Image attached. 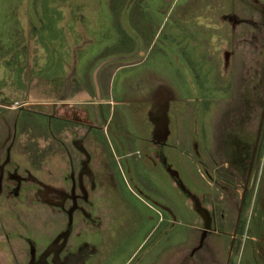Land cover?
Listing matches in <instances>:
<instances>
[{"label": "rangeland", "instance_id": "1", "mask_svg": "<svg viewBox=\"0 0 264 264\" xmlns=\"http://www.w3.org/2000/svg\"><path fill=\"white\" fill-rule=\"evenodd\" d=\"M213 1L217 7L222 6L223 0ZM210 2L0 0V102L6 106L0 107V264H123L132 253L128 264H172L174 255L180 249H190L198 234L191 231L187 220L171 223L172 214L167 207L172 204L164 197L174 198L179 208L188 210L180 197L185 189L202 187V172L207 163L215 176L210 180L207 196L211 198L214 193L215 200L216 194L224 193L225 198L222 204L216 200L213 204L206 203V208L212 206L216 212L215 224L212 223L216 232L204 240V247L215 245L214 261L210 256L196 259L197 264L224 263L222 258H228L226 249L236 225L247 173L244 164L249 160L246 157L242 163L239 157L248 153L247 144L253 143L264 110V0H247L245 23H242L244 35H240L244 47L241 52L229 54L227 64L220 46L230 37L226 32L206 27L201 15L205 13H200L210 7ZM233 38L237 41L239 37ZM135 51L144 57L137 67L118 69L111 77L103 66L112 63L107 61L100 66L107 58L120 59V55ZM56 57L66 60L62 67L64 74L74 71L85 78V86L90 92L92 87L93 94L97 91L93 86L96 71L100 70V87L105 85L103 80L111 79V87L129 96L147 92L160 79L175 89L177 95L190 94L189 86L195 88L191 91L195 94L192 103H186L183 97L170 104L171 118L176 112L173 110L181 105L191 116L184 115L183 124L172 120L168 140L175 143L172 137L183 131H178L181 127L188 144L197 141L190 147V153L188 147H184L183 153L178 146L162 148L178 175H168L161 162L153 168L135 162L143 153L133 152L128 157L132 182L146 188L152 199L161 202L158 208L169 216L163 227L156 226L148 236L157 220H149L150 215L160 218L161 213H155L124 192L121 189L124 185L116 186L106 149H101L98 137V145L94 140L96 133L86 130L85 137L91 140L85 141V131L73 125L79 122L99 126L100 133L109 141L113 138L112 129L118 128L122 133L134 129L136 146L140 141L137 137L143 136L147 126L142 106L113 105L117 113L114 111L110 120L111 104L104 103L102 109L108 115L107 122L93 118L101 101L98 95L74 99L70 94L65 115L70 118L71 127H76L68 135L51 137L47 130L50 110L44 103L31 102L28 91L33 77L40 76L34 84L40 89L42 85L44 88L46 74L61 73V65H55ZM73 60L75 67L67 65ZM21 66L25 67L22 76L18 73ZM219 72L224 74L222 81L217 76ZM203 81H207V93ZM100 95H104L103 90ZM19 109L27 110L29 118L25 111L17 115ZM120 113L126 115L125 123L119 120ZM194 123L197 131L192 128ZM117 152L114 148V156ZM89 154L96 158L103 155V162H89ZM117 160L120 171L125 172L127 168L119 156ZM223 163L230 170L229 182L215 174L217 168L226 173L221 167ZM94 170L101 173L98 178L89 176L88 172ZM94 181L98 187L95 191ZM119 181L124 182L118 178V184ZM107 186L117 189L113 196L116 209L104 215L103 209L110 198L104 191ZM157 188L165 195H157ZM122 198L124 201L120 202ZM170 207L172 210L173 206ZM68 209L75 210L74 214ZM223 213L228 216L225 223L221 220ZM110 214L109 220L106 216ZM98 222L99 226L109 222L102 234L101 227H95ZM166 226L168 241L161 238ZM235 236L233 264H264V122ZM201 238L202 234L199 241ZM199 253H206L205 249ZM194 257L191 259L195 260ZM183 259L176 256L178 264L186 261Z\"/></svg>", "mask_w": 264, "mask_h": 264}, {"label": "crops", "instance_id": "2", "mask_svg": "<svg viewBox=\"0 0 264 264\" xmlns=\"http://www.w3.org/2000/svg\"><path fill=\"white\" fill-rule=\"evenodd\" d=\"M247 0H223L222 6L217 7V3L216 5H214V1L212 0V2H210V7L206 8V11H201L200 13H205V14H201L203 19H205L206 21L204 22L205 26L211 29H218L217 31L219 33H224L226 32V34L230 37L228 40V42L222 43L220 48H222V50L224 49V62L226 63V60L229 54H232V52H234L235 54L238 52H241L243 50L244 47V43H243V39L240 38V35H244V30L242 28V23H245V11H246V6H247ZM218 5H221L220 3ZM215 6V7H214ZM216 10V11H215ZM216 12V13H215ZM201 17V18H202ZM234 35H238L237 41H235L236 39L233 38ZM171 38V37H169ZM238 47V48H237ZM219 48V49H220ZM132 51V50H131ZM233 53V54H234ZM142 53H139V51H135L132 52L131 54H126L124 53L123 55H120V59L116 58L113 59V57L111 58H107L106 59V63H100V66L102 67V65H106L107 61L109 63H112L110 66H103L105 67L104 70H106L107 74H111L112 75L121 68H129V67H137L138 65H140L142 63V60H144V57H141ZM64 56V55H63ZM60 57V56H59ZM56 57V63L57 66L61 65V69H63L60 73V71H56V72H52L50 74H46L44 77V88L43 85L40 89H38V87L36 85H34L40 78V76L38 77H33V79L31 80L30 86H29V91H28V95H29V99L31 100V102L34 103H44L45 105H47V107L49 108L50 112L47 113V117H48V122H47V130L49 132V134L51 133V136L53 137V133L55 132L56 136H59L60 134H62L65 130H66V124H70L71 126V120H69L70 118L67 117V115H65V110H67V107L69 106V101L71 100L70 98V94L72 95V98L77 99V97H82V98H86V97H91L92 95L95 96H99L98 98L105 103H110L111 105V115H109V119L112 120L113 115H114V111L116 112V109L113 108V105L116 106L117 104L119 105H124V107H128L130 105H141L143 108V119L146 120V132L143 134V136L137 137V139H140V141L137 143V145H133V140L135 141V134L133 133L134 129H129L128 131L126 130V133H122L119 132L118 128L112 129L113 132V138L112 140H107L108 144L110 145V148L112 149L111 152H113V155L109 156L108 155V149L105 146V141L100 139V147L102 149V147H104L105 152H106V159L107 162L110 166V171L111 174H113V176L115 177V184L116 186H125V188H121L123 189L124 192H128L130 194H132L134 197H136L139 201H141L142 203H144L147 207H149V209L155 211H157V208L154 206V201H158V200H154V198L152 199L151 193L147 192L146 188H141L140 187V183H133L132 179H131V166L130 165V161L131 158H128L132 155V153H143V155L138 158V160H136L135 162H142L145 163L147 165V167L153 168L156 167L157 164L159 162H161V159H163L165 162H167L168 164H172L170 162V159H168V155L166 153V151L162 148H166V146H170V147H180L181 148V153H183L184 151H186L184 149V147H188L189 149L188 152L190 153L191 148L190 147H194V143L197 141H193V144H188V139H187V135L184 134V129L180 127L181 131L178 134H174L173 135V139L175 141V143H172V140H168L171 137L172 134V130H171V122L172 120H178L179 122H181L183 124V116L184 115H189L191 116V112H188L186 110H183V106L181 105L180 108L177 107V110H173L176 111L173 114V117L171 118L169 116V110H170V104L171 102H175L176 100L182 99L184 97V100H186V103H192L193 100L195 99V94L191 93V91L193 90L192 88H194L193 86H189L187 89L190 90V94H186L184 95H177L175 89H173L172 87H169L168 83L165 82L163 79H160L156 82H153L152 85H150V87L148 88L147 92L144 93H139L138 95H131L130 96L125 93L124 91H118L115 90V88L111 87L110 82L111 79H105L107 81L103 82L105 83V85L103 87H100V83L98 80V73H102L101 70L100 71H96V82L93 83L94 87L97 88V91H95L96 95L93 94V88L91 87V92L87 89V87L85 86V78H81L79 75H77V73H74V71H68L66 72V74H64V68H62L65 63L66 60H64L65 58L63 57L61 60L60 58ZM114 60V61H113ZM54 62V61H53ZM231 63V62H230ZM67 65H72L75 67V60H73V62L68 63ZM99 65V64H98ZM215 67V66H214ZM229 69L227 72L230 71L231 69V64L229 65ZM98 67H95V70H97ZM54 70V69H53ZM56 70V69H55ZM76 71V70H75ZM223 71V70H222ZM75 75H74V74ZM214 73V72H213ZM220 74H218L217 76L220 77V81H222L224 74H222L221 72H219ZM240 73V69H238V76ZM241 76H243V74H240ZM106 77V76H105ZM196 81V80H195ZM219 81V82H220ZM204 83V89L205 92L207 93L208 90L206 87L207 86V81H203ZM197 86H195L196 88H198V84H196ZM195 89V88H194ZM99 90V92H98ZM101 90H103V96L100 95ZM107 99V100H106ZM100 101V102H101ZM2 103L0 102V105ZM61 105V106H60ZM71 105V104H70ZM147 105L150 107H147ZM0 107H6V106H0ZM61 108V109H60ZM99 108V110H98ZM98 108H95L99 113H100V105ZM180 109L182 111H180ZM185 109V108H184ZM25 111V115H27V110H23V109H19L17 112V115H19L18 113ZM60 111L62 113H60ZM96 111V114H94V119L99 118L101 114H99ZM117 113V112H116ZM122 113H120L121 115ZM105 116H108L105 113ZM123 117H126V115L122 114L119 117V120L121 122L125 123V119ZM29 118V116H28ZM65 118V119H64ZM108 119V121H109ZM191 122V121H190ZM74 123V122H73ZM76 124V123H74ZM78 124V123H77ZM18 125V119L16 120V131H17V126ZM121 125L124 126L123 123H121ZM76 127V126H75ZM75 127H71L69 129V132L73 130V128ZM92 127V125H83L82 128L85 131V133L88 131V129ZM126 128V127H125ZM195 131H197V127L194 123V126L192 127ZM87 130V131H86ZM91 129H89L90 131ZM92 131V130H91ZM136 132H138L136 130ZM125 135V136H124ZM125 137V138H124ZM154 137V138H153ZM97 137L94 139L96 141V144L98 145L99 143H97V141L99 140ZM155 139V140H154ZM90 141L91 139H85V141ZM93 140V141H94ZM172 141V142H171ZM153 142H155V144H153ZM190 143V141H189ZM54 145H59V144H54ZM155 145V146H154ZM159 145V146H158ZM156 149H154V147ZM150 147L151 150H149L148 148ZM153 147V148H152ZM161 147V150H158ZM195 147L198 148V146L196 145ZM86 148L88 150V145H86ZM114 148H116V152L118 153V155H116L117 157L119 156V158H121V162L123 163V165L125 166V168H127L125 170V172L120 171V168L118 167V160L117 157L114 156ZM90 149V147H89ZM91 150V149H90ZM149 150V151H148ZM89 151V150H88ZM102 153V152H101ZM103 154V153H102ZM104 155V154H103ZM102 156H97L98 158H96V156L89 154V159L90 162H98V164L102 163ZM93 157V158H92ZM71 160V158H69ZM152 160H155L157 164H153ZM153 164V165H152ZM161 167L164 169V171L174 177L178 175V170L173 167L171 165V169L172 172L170 173L167 169L165 164H161ZM101 174L100 172L98 173L97 170H94L92 172V176L95 178H98L97 175ZM136 174V173H135ZM138 174V173H137ZM123 175V176H122ZM118 178L122 179L124 182L119 181L118 184ZM129 178V180H128ZM173 184L177 185L175 178H172ZM95 181H94V191L98 189V187H95ZM133 184V185H132ZM137 187H135V185ZM97 188V189H95ZM139 189H141L142 191H137ZM100 189V188H99ZM159 196H164L165 194H163V192L160 190V188L156 189ZM106 191L105 194H107L110 198L108 199V203H106L105 207H104V215H106L107 213H109L111 210H115L116 208H114L115 204H113V196L116 194L117 189L112 187V186H107L106 189L104 190ZM139 192V194H138ZM119 197H124V196H119ZM164 198H166V200H168L169 202H171L170 206H173V209L171 210L170 206L167 207L168 212H172L175 215H177L178 217V222H181L182 220L185 219H190L192 216V214L189 212V210H186L184 212L183 209H181V207L179 208V204L176 203L175 199L170 197V196H165ZM182 204L187 208V203H190V199H188L186 196H184V194H182V196L180 197ZM126 200V199H125ZM153 200V201H152ZM124 201V199L122 198V200L120 202ZM160 202V201H158ZM177 206V207H176ZM170 207V208H169ZM103 208V207H102ZM107 210V211H106ZM174 210V211H173ZM112 212V211H111ZM169 212V214H171ZM107 219H112L111 214L110 216L107 215L106 216ZM168 214L166 215L165 211L161 210V227H163L164 222H166L168 220ZM157 219V217L155 215H150L149 220H155ZM170 220V219H169ZM101 223H103L102 221H100ZM99 222V223H100ZM100 223V225H101ZM107 223L109 222H105L104 226H108ZM104 226H99L101 227V234L104 232L103 228ZM159 226V221L156 220V223L151 227V229L148 231L147 236L150 234V232L156 227ZM96 227V225H95ZM168 227L166 226L165 229H162L161 232V238H164V240H166L167 238V234H168ZM168 241V240H166ZM170 241V240H169ZM133 254V253H132ZM132 254L130 255V257L132 256ZM186 255V251L183 250H179L178 253L176 255H174V257L172 259H175L172 264H175L176 262V256L179 257H185ZM129 257V258H130ZM129 258L127 260H129ZM170 259V260H172ZM166 264H170V263H166Z\"/></svg>", "mask_w": 264, "mask_h": 264}, {"label": "flooded vegetation", "instance_id": "3", "mask_svg": "<svg viewBox=\"0 0 264 264\" xmlns=\"http://www.w3.org/2000/svg\"><path fill=\"white\" fill-rule=\"evenodd\" d=\"M98 103L100 104V114H101L100 118H101V120L109 122L107 120V116H105L104 111L102 109V106H103L102 104H104L105 102L101 101V102H98ZM263 122H264V110H263V113H262L261 121L259 123V127L257 129L254 141L250 145L247 144L248 149L250 148L249 150H247L248 153H246V155L245 154H241L240 157H239V160L242 163L245 162V160H247L246 157H248L249 160H248V162L246 164H244V168H247V170H246L247 173H246V177H245L243 192L241 194V200H240L239 209H238L237 216H236V225H235L233 233H232V235L230 237L231 238L230 239V243H228V246H227V249H226V254L228 255V258H225V257L222 258L223 261H224L223 264H233V260L232 259H233V254H234V243L236 242V236L235 235L237 234V231H238V224L240 222L241 211H242V208L244 206V202H245V198H246V194H247V190H248V183H249V179H250V176H251L254 160H255V157H256L257 149H258L260 138H261ZM73 125H76V126L79 125V128H81L83 130L82 126L86 125V124H82V123L80 124L78 122V124H74L73 123ZM65 126H66V130L63 132V134L64 135H68V132H69V129L71 128V126H70L69 123L66 124ZM89 129H91L92 131L91 130L89 131ZM89 129H88L89 132H93V133L95 132L96 135H97L96 137H99L101 140L105 141V146L107 145L106 148L108 149V155L112 156L113 152H111L112 149L110 148V145L107 143L108 142L107 139L104 137L103 134L100 133V129L101 128L99 126L98 127H93L92 126ZM52 135H53V138H56L55 132ZM85 135H87V133H84V136H83L84 139L83 140H85L87 138V137H85ZM208 151H209V154L211 155V148L210 149L208 148ZM198 154L201 155L199 151H198ZM207 161H206V163H207ZM89 162H90V159H89ZM152 162H153L154 165L157 164L155 160H152ZM212 162H213V159H212ZM161 163L165 164L166 169L170 173L172 172L170 164L165 162L163 159H161ZM207 164L208 165L205 167V172H202V177L204 179V184L202 185V187H199V189H195V190L185 189L186 192H185L184 196H186L188 199H190V203L189 204L187 203V208H188L189 212L192 214L191 215L192 217L190 219H185V220H187V224L190 226L191 231L194 230V232H197L198 238H197L196 242H194L193 245L190 247V249L183 250V251H186V255H185V257H183L184 259H186V261L181 262V264H197L198 260L196 258H201V260H204L205 258H207V256H210V258H212V262L214 261V258H213L214 253H213L212 249L215 248V245L211 246V247L210 246L204 247V240L207 238L208 235H211V234L216 232L212 228V223L215 224V220H216L215 219V213L216 212H215V210L213 209L212 206L210 208H206V203L208 202V204H210L209 202L211 201L212 204H213L214 201L216 200L217 204H222L223 200L225 198V195H224V193H221L220 195L218 193V194H216L215 200H214V196H215L214 193H211V194H213L211 198L207 196L208 195L207 192L209 191L208 189H210V187H211L210 186L211 185L210 180H214L215 179L213 171L209 169V164L210 163H207ZM226 165L227 164H224V163L221 165L223 171H225L226 173L221 172L219 170V168H217L216 171H215V174L218 177L223 178L227 182H229V181H231L230 170L227 168L228 166H226ZM212 166L216 167V165L214 163H212ZM88 174L90 176L92 174V172L89 171ZM223 190H225V189H223ZM223 190H222V192H223ZM137 191L141 192L142 190L138 188ZM138 194H139V192H138ZM155 204L157 205V207L155 206ZM154 206L157 208L158 213H161V209H159V208H161V202L154 201ZM68 212L74 214L75 210L71 211V209H68ZM170 213L172 214L171 223L174 224V222L175 223L178 222L177 215H175L172 212H170ZM221 215L223 217L221 219L223 223L228 221V218H227L228 216L225 213H223ZM80 217L83 218V214L82 213H81ZM161 220H162L161 217L159 218L157 216V221H159V226H158L159 228L161 227ZM93 222H96V220H93ZM95 225H96V227H99L100 224H95ZM201 234H202V238L199 241V236ZM49 244L50 243H48V245ZM81 245L82 244L80 243L79 247H82ZM82 249H83V247H82ZM202 249H205L206 253H204V254L199 253ZM133 254H132V256H133ZM132 256L129 258V260H127L123 264H128V262L130 261ZM192 257H194L193 259H195V260H192L191 259ZM84 259L85 258H83L82 261H84ZM216 259L219 260L217 257H216ZM56 260L58 261V258ZM178 263L179 262H177V261L175 262V264H178ZM59 264H60V262H59ZM130 264H134V263L131 262Z\"/></svg>", "mask_w": 264, "mask_h": 264}, {"label": "trees", "instance_id": "4", "mask_svg": "<svg viewBox=\"0 0 264 264\" xmlns=\"http://www.w3.org/2000/svg\"><path fill=\"white\" fill-rule=\"evenodd\" d=\"M11 63H9V66L11 67V65H10ZM13 67V66H12ZM24 69H25V67L24 66H21L20 68H19V71H18V73L19 74H21V76H22V72L24 71ZM15 70V69H14Z\"/></svg>", "mask_w": 264, "mask_h": 264}]
</instances>
